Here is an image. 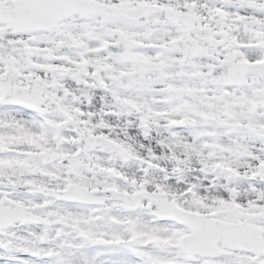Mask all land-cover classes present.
Here are the masks:
<instances>
[{"label": "snow or ice", "instance_id": "1", "mask_svg": "<svg viewBox=\"0 0 264 264\" xmlns=\"http://www.w3.org/2000/svg\"><path fill=\"white\" fill-rule=\"evenodd\" d=\"M0 264H264V0H0Z\"/></svg>", "mask_w": 264, "mask_h": 264}]
</instances>
